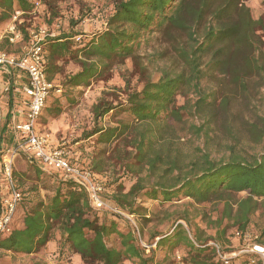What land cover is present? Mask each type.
Listing matches in <instances>:
<instances>
[{
    "label": "trees",
    "instance_id": "obj_1",
    "mask_svg": "<svg viewBox=\"0 0 264 264\" xmlns=\"http://www.w3.org/2000/svg\"><path fill=\"white\" fill-rule=\"evenodd\" d=\"M35 8L33 0H0V19L10 22L16 11L31 14ZM108 24L107 30L82 47L68 34L49 38L44 47L48 77L53 73L48 69L49 61L80 57L81 71L68 79V89L88 86L91 79L104 74L101 63L111 64L116 59L131 58L140 77H145L146 68L136 54L143 35L160 33L164 39H171L175 31L185 34L191 44L175 48L181 66L176 75L165 73L158 81L146 78L141 89L127 92L124 102L114 104L102 99L94 105L93 127L84 137L96 136L98 144L114 146L110 152L107 148L93 150L92 164L87 167L101 174L108 161L114 160L123 166L124 172L137 178L127 192L119 180L105 185L106 190L118 185L111 191V200L128 215L145 219L142 211L146 210L137 201L163 206L184 198L198 204L218 201L223 202L218 227L228 220L244 234L252 216L260 209L264 211V150L252 161L231 158L217 163L205 154L203 162L192 163L191 171L182 176L175 174L181 164L178 156H172L171 148L175 143L174 129L185 123L188 109L187 102L176 105L178 96L192 89L200 96L196 108L208 105H204L206 100L202 98L204 68L229 75L235 84L242 85L246 78L264 73L263 39L259 34L264 31L263 19H255L244 0H117ZM23 30L26 40L27 32ZM226 103L223 100L220 106ZM110 113L116 117L125 115L127 119L106 126L102 121ZM192 127L198 134L203 130V126ZM259 137L262 140L264 133ZM77 161L78 158L71 160L76 166ZM30 167L39 180H53L55 188L46 200L26 208L24 228L14 229L8 237L1 238L0 251L36 254L57 230L64 252L79 255L85 264H122L126 260L158 264L154 251L147 255L132 231L123 230L121 215L95 209L88 193L76 182L57 173H46L34 162ZM152 177L156 181L151 184ZM113 235L120 239V247L108 244ZM261 237L264 238V227ZM156 238L158 246L167 245L170 251L183 248V264H225L208 245L210 241L217 242V237L203 239L193 231L187 217L177 218L171 234H159ZM255 245L264 248V241L259 237ZM231 264L236 263L231 260ZM241 264H249V260Z\"/></svg>",
    "mask_w": 264,
    "mask_h": 264
},
{
    "label": "rangeland",
    "instance_id": "obj_2",
    "mask_svg": "<svg viewBox=\"0 0 264 264\" xmlns=\"http://www.w3.org/2000/svg\"><path fill=\"white\" fill-rule=\"evenodd\" d=\"M33 1L36 6L35 11L31 14L23 13L16 23L23 34V39L16 44H10L6 37V30L12 20L7 22L0 19L2 50L15 55L23 54L30 41L29 32H37L41 28H46L50 34H53V38L64 34L73 36L75 44L82 47L96 34L109 28L108 21L115 11L117 2V0ZM244 3L251 9L255 19H263L264 22V0H244ZM2 12L3 10L0 9V18ZM23 28L27 32L26 40H24ZM259 34L263 39L261 47L264 49V31H259ZM78 37L80 41L77 40ZM167 39H164L160 33L142 36L136 54L142 67L146 68L145 77H140L138 68L134 67L131 58L116 59L113 60L112 65L108 64V61L101 63L100 65L105 69L104 74L91 79L88 86L68 89L66 88L68 79L81 71L82 57L76 60H56L53 63L49 61L48 69L53 70V73H49V77L61 91L52 93L48 98L39 120V130L49 137L51 144L57 140L59 145L65 144L71 153V160L78 158L77 166L80 167L92 164L93 150L107 148L110 152L114 145L106 147L98 144L96 136L86 139L84 137L93 127L94 105L102 99L114 104L124 102L127 92L141 89L146 78L158 81L165 73L174 76L180 72V60L175 48L189 47L191 41L185 34L175 31L173 38ZM204 70V78L201 82L202 98L206 100L204 105L208 103L210 106L196 108L200 96L192 89L186 95L181 94L177 98L176 105L180 106L187 102L188 106L183 118L185 123H180L174 129L175 143L171 148L172 156H178L181 164L175 174L182 176L191 171L192 163L198 160L203 162L205 154L217 163L231 158L252 161L254 156L264 150V137L262 140L259 137L261 132L264 133V73L246 78L242 85L240 82L235 84L229 75L210 69L204 68ZM223 100H227V103L222 107L220 102ZM125 119H127L125 115L116 117L110 113L102 123L106 126H115L119 120ZM192 126H203V130L198 134ZM24 161L26 160L22 159L14 169L18 188L23 194V201L19 206L23 220L26 208L46 200L55 188L53 180L50 178L39 180L30 164ZM95 173L104 187L113 185L119 180L123 183L126 192L137 180L124 172L123 166L114 160L108 161L101 174ZM144 176L143 174L141 177ZM155 181L152 177L151 184ZM113 187L116 189L118 185ZM113 189L106 190L105 187L103 194V198L112 206H114L111 200ZM137 203L146 210L142 211L145 219L121 211L122 213L118 214L123 219V230L132 231L147 255L154 251L158 264H183L186 256L183 248L170 251L167 245L158 246L159 238H156L159 234H171L179 217H187L193 231L203 239L217 237V242L209 243L219 244L221 251L232 257L234 263L241 264L249 260V264H262L261 254L255 251L254 247L259 246L255 245L259 237L264 241L261 237L264 227L263 209L252 216L247 230L243 231V236L236 238L235 235L239 230L232 222L224 220L219 227L216 223L222 214L223 202L198 204L192 199L184 198L164 206L152 201L144 204L137 201ZM182 225L186 227L185 224ZM61 241L59 232L55 230L51 241L36 254L0 251V264H85L79 255L64 252ZM108 244L120 247V239L113 235L108 239ZM227 249L231 252H226ZM252 255L258 258H252ZM122 264L134 263L126 260Z\"/></svg>",
    "mask_w": 264,
    "mask_h": 264
},
{
    "label": "built area",
    "instance_id": "obj_3",
    "mask_svg": "<svg viewBox=\"0 0 264 264\" xmlns=\"http://www.w3.org/2000/svg\"><path fill=\"white\" fill-rule=\"evenodd\" d=\"M22 14L16 11L6 30L10 44H16L23 39L22 32L16 26ZM52 37L53 34H50L46 28H41L37 32H29L30 41L23 54L15 55L0 50V68L8 74L14 69L20 70L27 77V84L16 89L25 97L22 105L26 108L24 120L18 128L17 142L13 148L1 153L0 171L7 195L2 200L0 208V239L8 237L14 231L16 215L23 201V194L18 188L14 171L16 159L22 155L29 160V163H37L44 172L57 173L64 179L72 180L82 186L95 209L122 213L103 198L104 184L96 173L88 167L72 164L71 153L66 145L52 147L49 137L39 130V120L48 98L53 90L60 92L46 72L44 47L45 42ZM77 40L80 41V38L78 37ZM242 236L240 232L236 233V237ZM208 245L216 250L225 264H231L233 258L224 254L219 244L211 242ZM254 250L261 254L264 264V248L255 246Z\"/></svg>",
    "mask_w": 264,
    "mask_h": 264
},
{
    "label": "crops",
    "instance_id": "obj_4",
    "mask_svg": "<svg viewBox=\"0 0 264 264\" xmlns=\"http://www.w3.org/2000/svg\"><path fill=\"white\" fill-rule=\"evenodd\" d=\"M0 37V50L1 49ZM27 84L26 75L20 70H12L11 74L6 73L0 68V170H1V153L8 148H13L19 136V125L24 120L26 108L22 105L24 96L16 89ZM43 114V113H42ZM59 140L51 144L52 147L58 146ZM29 163L25 156H19L15 162V169L21 160ZM30 164V163H29ZM7 195V189L2 179L0 171V207L2 200ZM15 229L24 228L23 213L18 209L15 224Z\"/></svg>",
    "mask_w": 264,
    "mask_h": 264
}]
</instances>
